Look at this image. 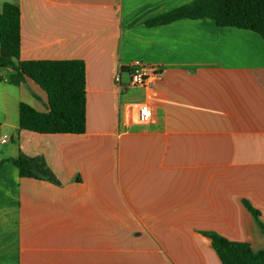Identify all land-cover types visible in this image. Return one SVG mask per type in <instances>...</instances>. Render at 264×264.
Instances as JSON below:
<instances>
[{
    "label": "crops",
    "instance_id": "1",
    "mask_svg": "<svg viewBox=\"0 0 264 264\" xmlns=\"http://www.w3.org/2000/svg\"><path fill=\"white\" fill-rule=\"evenodd\" d=\"M194 1L0 0L21 10L20 60H81L87 93L86 133L30 132L20 105L47 112V94L0 72V264H222L207 232L264 251L245 207L264 224V40L210 19L147 26ZM134 60L161 74L131 88ZM20 153L62 185L21 178Z\"/></svg>",
    "mask_w": 264,
    "mask_h": 264
},
{
    "label": "trees",
    "instance_id": "2",
    "mask_svg": "<svg viewBox=\"0 0 264 264\" xmlns=\"http://www.w3.org/2000/svg\"><path fill=\"white\" fill-rule=\"evenodd\" d=\"M185 19H210L219 27L249 30L264 40V0H196L146 24L156 27ZM0 46V70L11 71L9 83L19 87L30 79L48 97L47 112L37 111L25 103L20 105V128L39 134L86 133L85 63L81 60L21 61V10L18 4L6 3L2 7ZM9 161L18 168L21 178L62 185L42 156L29 157L20 153ZM245 207L264 234L260 212L248 202ZM204 234L211 239L222 264H264V251H254L248 243L229 241L215 232Z\"/></svg>",
    "mask_w": 264,
    "mask_h": 264
},
{
    "label": "built area",
    "instance_id": "3",
    "mask_svg": "<svg viewBox=\"0 0 264 264\" xmlns=\"http://www.w3.org/2000/svg\"><path fill=\"white\" fill-rule=\"evenodd\" d=\"M159 67H153L144 64L139 60H134L130 66V87L131 88H144L149 82L150 74L158 73L161 74ZM118 82L120 79L117 80ZM153 119V111L149 105L144 104L140 107L137 122L139 124H148ZM8 137L4 136L3 142Z\"/></svg>",
    "mask_w": 264,
    "mask_h": 264
},
{
    "label": "rangeland",
    "instance_id": "4",
    "mask_svg": "<svg viewBox=\"0 0 264 264\" xmlns=\"http://www.w3.org/2000/svg\"><path fill=\"white\" fill-rule=\"evenodd\" d=\"M7 70H5V69H1L0 70V72L1 73H5ZM128 80V77H127V75L125 74V75H123V81H127ZM35 86H37V85H35ZM41 92H43L41 89H39ZM45 94V93H44ZM38 103H40L41 104V102L40 101H38V100H36ZM130 225H131V223H130Z\"/></svg>",
    "mask_w": 264,
    "mask_h": 264
}]
</instances>
